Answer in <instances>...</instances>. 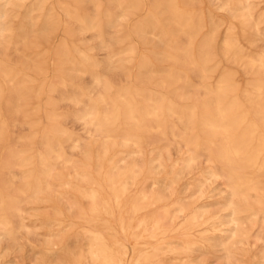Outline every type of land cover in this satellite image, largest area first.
I'll return each instance as SVG.
<instances>
[{"label": "bare ground", "instance_id": "1", "mask_svg": "<svg viewBox=\"0 0 264 264\" xmlns=\"http://www.w3.org/2000/svg\"><path fill=\"white\" fill-rule=\"evenodd\" d=\"M48 1L39 0L31 7L27 26L18 20L26 0H6L0 10V246L15 242L23 233L30 243L32 235L42 233L34 229L38 223L46 224L53 238L44 239L42 247L49 253L65 250V233L75 230V238L81 234L90 242L88 256L93 263L119 264L111 255L109 240L127 251L126 240L138 237L135 220L140 219L136 225L143 226V231L148 228L147 216L139 218V203L148 199V193L139 188L127 200L129 182L139 183L145 174L153 183L158 178L150 168L146 173L141 160L131 164L127 160L142 157L144 149L152 147L158 151L152 161L162 169L172 157L171 148L177 147L183 153L173 166L191 173L195 163H204L196 181L209 187L201 195L209 203L181 205L191 226L181 227L179 237L191 251L219 247L228 263L241 257V264H256L258 258L251 256L254 249L239 243L255 244L258 239L252 240L248 232L249 218L238 215L241 204L252 207L256 202L264 207L259 194L264 182V26H259L252 10L248 7L237 16L238 25L229 29L217 53V25L197 39L205 23L193 0H152L154 12L133 25H129L130 17L143 9L146 0H56L57 7H47ZM57 8L73 27L67 30L70 41L63 39L56 49L58 71L63 74L49 80L45 46L62 25ZM43 10L45 19L39 25L34 12ZM156 14L178 39H167ZM252 28L255 36H247ZM148 35L153 46L169 49L152 54L173 69L159 71L153 57L142 54L138 82L155 85L160 92L134 88L130 82L133 59L139 52L133 37ZM96 48L106 55L97 58ZM83 64L102 68L104 76L113 77L117 71L127 84L112 99L114 87L95 69H83ZM81 76L91 79L96 95L88 113L83 114L81 108L60 111L63 102L82 104L74 82ZM43 95L49 106L45 114L39 103ZM68 120L78 122L83 134L61 123ZM179 177L177 172L170 180L177 183ZM219 180L225 189L214 199L215 193H210ZM185 192L190 199L191 188ZM215 204L221 208L211 210ZM40 207L49 210L37 212ZM100 222L106 232L97 228ZM259 239L264 244V236ZM150 245L153 256L162 249L161 243ZM4 256L0 253V264H7ZM80 259L81 255L61 263L82 264Z\"/></svg>", "mask_w": 264, "mask_h": 264}, {"label": "rangeland", "instance_id": "2", "mask_svg": "<svg viewBox=\"0 0 264 264\" xmlns=\"http://www.w3.org/2000/svg\"><path fill=\"white\" fill-rule=\"evenodd\" d=\"M226 1H228L229 3L228 6L224 5ZM38 3L39 0H26V5L19 9L20 12L18 20L23 23L24 26H27L29 24L27 14L30 11L31 7H36ZM193 3L195 4V9L203 14L205 23V26L198 35L197 39H202V37H204L213 29L214 25H217L218 27V36L217 41L215 43V50L217 53H220L221 44L229 29L233 28L235 25H238L237 16L244 13V11L248 7L252 10L254 18L259 21V26H264V22H262L264 18V0H193ZM5 5L6 0H0V10L4 9ZM53 5L57 7L56 0H49L47 3V7ZM45 11L46 10L34 12V14H37V21L39 25L45 19ZM56 11H58L59 17L61 18L62 25L55 33L51 43L45 46V49L48 53L47 56L49 59L50 67L49 80H55L58 75L63 74L58 71L61 65L58 64L56 60V49L63 39H67L68 41H70L68 38L67 30L73 27L68 17L62 11H60L58 8L56 9ZM151 12H154V3L152 0H146L143 9L136 15L130 17L129 25L137 23L141 18L146 17L147 14ZM156 18L160 30L163 31L162 33L166 35L167 39L179 38L178 34H173L169 31V28L164 24L161 15L156 14ZM243 29L246 30V25H244ZM255 34V29L253 28L251 29V31H249V33H246V35L250 37L255 36ZM133 40L138 43L139 52L136 56H134L133 59L130 76L131 84L134 86V88L148 87L154 92H160L161 89L155 85L143 86L138 82L139 76L143 72V69L139 67V62L142 54H149L153 57V62L156 69H158L159 71L171 70L173 69V66H171L169 62L156 58L152 54L153 51L160 54H165L169 51V49L162 45H159L160 47L153 46L151 42V35H148L145 39H141L134 36ZM145 40L146 42L150 41V43L144 42ZM90 43L93 44L96 42L90 41ZM72 52H74V54H78L76 50H73ZM93 52L99 59L103 58L106 55L103 49L96 48L93 50ZM81 66L83 67V69H95L98 76L105 77V80L114 87L113 93L111 94L112 99H116L115 91L124 88V86L127 84L126 81H124L123 77H121L122 75H120V73H118L117 71H112L113 77H109L104 76V71L100 67L95 68L94 66L87 64H83ZM177 68L180 69V67H176V69ZM192 80L195 81V78L193 77ZM74 82L79 87L80 98L83 102L80 106L63 102L61 103L60 111H69L76 109L78 110L81 108L82 113L87 114L90 108V103H92L93 100L96 99L95 91L93 88H91L92 81L88 76H81L77 78ZM46 98L47 96L43 95L42 98L39 99V103L42 107V114H45L49 109V106L46 103ZM176 101L178 103L183 102V100L181 99H178ZM200 117L201 115L199 114L198 118ZM168 118L169 120L171 119L170 117ZM61 123L67 125L75 133L83 134V129L78 122H72V120H68L67 122ZM44 124L47 125V121H44ZM171 149L172 157L169 159L170 161L168 160L167 165L162 169H158L156 167L157 164L152 161V157L158 152L157 150L153 151L152 147H146L144 149L143 156L145 157L140 156L136 157L137 159H135V156H131L130 158H128V164L133 163L134 160H139V162L141 160L142 164H144V166L146 167V173L151 169L152 176L158 178L156 179L157 183H153L154 180L145 174L141 178V181L139 183H132V181L129 182L131 194L129 195V197H127V200H129L139 188L144 189V191L148 193V199L141 200L139 203V206L141 208V214H139V218H141L142 215L147 216L148 228L146 231H143V226L136 225L138 223V220L140 219L135 220L134 229L136 230L135 232L138 234V237L135 239L130 238L126 240L129 243V249L127 251H125L112 240H109L108 243L112 257L115 258V260H117L119 264H200V262H202L203 260H205L208 264H241L240 255L237 256L238 258H240L236 262L228 263L227 259L222 255V251L219 247V249L217 248V250L211 251H191V248L189 249L186 246L185 241L181 237H179L178 230L181 227L183 228L186 226H191L189 225V219H185V216L187 214L185 215L181 211V205L183 203L188 202L194 205V207H196L199 204L202 205L205 203H209L206 196H201L202 194H205L208 191L209 187L207 185L199 186L196 181V179L201 178L199 176V173L205 167V164L202 162L195 163L194 167L196 168L193 170V172L191 171V173L187 171H181L178 166H173V163L175 159L183 153V151L178 150L177 147H172ZM164 153L166 155V151H164ZM120 164H122V162H120ZM177 172L180 173V177L178 178L177 183H172L170 178L174 177L175 173ZM222 182V180H219L214 184L213 188L215 189L213 192L210 193H215L214 199H219L221 194L217 193H219L220 190L225 189V184ZM189 183H192V185H188ZM188 187H190L191 192H193V195L190 197V199H186L185 197V195H188V193L185 192ZM159 192L165 194L166 197L159 198ZM259 194L261 198L264 199V182L262 184V188L259 190ZM180 197L182 199H180L178 203H174ZM258 198L259 197H256L254 195L255 201L258 200ZM240 206L242 208V211L239 212L238 215L240 217L249 218L248 232L253 235L252 240L258 239V241L255 244L252 242L248 243L242 241L239 243V246L249 249L253 248L254 250L251 253V256H256L258 258V260H256V264H264V260H261V257L264 253V244L259 239L260 236H264V207H262V205L260 204H257L256 202L252 207L246 204H241ZM63 208L65 209V212L69 213L66 207L63 206ZM219 208H221L219 204H215L210 207L211 210H216ZM48 210L49 208L47 209L40 207L37 212L43 213ZM223 213L226 214L227 211H223ZM228 218V216H225L224 219L229 220ZM160 222H163L162 228L156 230L154 226L159 224ZM197 222L200 223L199 217H197ZM101 223L102 222L97 223V228L102 231H105V228L101 225ZM80 225L87 227L85 224ZM37 226L34 229H37V231L42 232L41 234H39L41 237L39 235H34V239L32 235L31 239V237L28 236L31 239L32 243H28L26 241V235L24 233L22 236H20V238L18 237V239L13 243L7 241L2 243V245L0 246V253L5 254L3 259L8 260L6 262L7 264H62L63 262L70 263V261L75 260L77 256L79 257L80 255V261L82 264H95L88 256V252L92 247L90 242L86 240L83 236H81V234H79L81 237L77 236V238H75V230H71L65 233V250L61 251L60 249L58 250V252L49 253L50 251L43 249L42 242L46 238H53V235L47 234V230L51 226L48 225L47 227L46 224L41 225L39 223ZM158 243H161L162 249L158 252L156 256H153V247H151L150 244L156 245ZM30 244H34L35 247ZM3 247L6 248L2 249ZM147 256L149 258H146ZM1 259L2 258L0 257V260ZM57 259H59V261ZM53 261L54 263H52Z\"/></svg>", "mask_w": 264, "mask_h": 264}]
</instances>
